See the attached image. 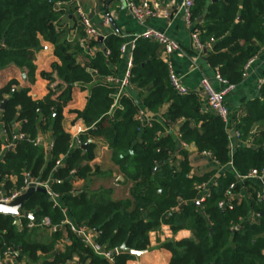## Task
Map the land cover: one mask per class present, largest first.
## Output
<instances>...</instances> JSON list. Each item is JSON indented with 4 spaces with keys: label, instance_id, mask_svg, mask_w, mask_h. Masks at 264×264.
<instances>
[{
    "label": "trees",
    "instance_id": "trees-1",
    "mask_svg": "<svg viewBox=\"0 0 264 264\" xmlns=\"http://www.w3.org/2000/svg\"><path fill=\"white\" fill-rule=\"evenodd\" d=\"M63 3L74 10L68 0H0V69L13 64L26 70L32 81L35 54L42 41L53 44V52L60 60L52 86L41 100H33L27 87L15 90L16 80L0 88V103L6 100L0 121L7 139L11 140L15 122L27 134L7 148L0 159V191L20 189L26 178L49 181L52 191L62 198L69 219L96 228L97 240L107 250L118 247L126 238L127 246L144 250L149 244V232L168 224L173 233L188 229L191 235L161 243L171 253L167 264H264V202L254 194L250 203L253 211L260 213L259 222L245 218L248 204L244 200H233L232 209L219 208L218 201L235 179L228 171L216 178L209 196L197 204L196 182L208 181V175H190L186 150L180 151V160L171 157L177 147L176 136L163 133L162 121L155 119L150 125H142L136 118L140 107L156 112L162 104L169 103L163 118L168 124L182 120L181 141L210 152L220 165L230 161L238 173L245 174L250 168L264 166V85L261 98L246 103V114L235 126L238 138L245 141L250 137L251 145L241 144L231 153L226 124L204 110L203 97L197 92L178 94L174 90L168 65L160 55L161 46L155 42L135 40L129 72L130 82L138 90L137 99L122 93L116 96L117 85L105 84L101 79L115 76L111 65L120 63L124 39L106 35L104 49L91 55L89 47L81 46L78 39L84 36L83 32L67 39L63 20L72 11L65 9ZM263 16L264 0L195 1L191 18L198 40L206 49L202 52L206 62L227 83H240L246 63L264 44ZM79 56L86 59L87 68L79 62ZM92 71L98 80H93ZM74 86L88 90L86 105L77 112L87 127L79 145H71V136L61 125L62 110ZM254 123L259 124L258 129L250 134ZM45 133L51 134L52 143L47 156L41 141L33 143ZM88 137L100 138L107 144L108 164L118 173L113 176V183L125 186L119 195H114L113 186L80 193L72 189L70 170L85 180L92 173L88 162L95 156V147ZM59 157L63 161L56 165ZM11 176L16 177L15 182ZM236 187L232 191H237ZM21 210L38 221L48 218V228L65 217L63 209L39 190L29 195ZM19 219L22 225L17 226L13 216L0 213V260L7 250L30 259L36 258L37 250H48L35 240V229L25 224L30 218L24 215ZM58 235V230L51 231V241ZM69 237L71 244L66 249L80 248L92 264H110L71 231ZM132 257L130 253L115 254L114 264H125Z\"/></svg>",
    "mask_w": 264,
    "mask_h": 264
},
{
    "label": "crops",
    "instance_id": "crops-1",
    "mask_svg": "<svg viewBox=\"0 0 264 264\" xmlns=\"http://www.w3.org/2000/svg\"><path fill=\"white\" fill-rule=\"evenodd\" d=\"M156 1L159 4L158 14L154 17L147 18L144 22L137 21L130 11L127 9L125 3L126 0H80L81 6L85 13L90 18L92 24L98 29L103 36L102 40H99V36L95 39H90L88 47L90 54L93 55L97 50L104 49V38L106 35H120L125 42L135 41L141 32L146 28H155L164 31L170 38L174 39L179 49L172 52L168 56V60L180 79L181 83L187 87L188 92H197L203 97L204 110H208L205 98L201 92V79L208 77L215 89H221L223 85L214 78V68L211 67L205 59L204 50L198 52L195 47L194 40L191 36V28L188 26L186 20L183 17L180 9L182 0H151ZM62 4V3H61ZM61 6V5H60ZM65 9H70L72 13L68 15L67 19L63 20L67 28L66 36L68 40H72L78 36L79 32L84 33L82 25L79 23L75 11L70 8L68 4H64ZM161 11H166L168 16L161 14ZM105 19L108 21L105 22ZM262 24L264 27V16L262 17ZM79 37L78 39L82 38ZM41 49L35 54L34 64L35 70L33 74V80L30 81L27 77L26 70L21 69L13 64L7 65L0 69V88H2L8 81L16 80L17 85L15 90L22 87L28 88V95L33 100H41L49 90V86H52L51 79L55 74V67L60 64L59 58L54 54V46L48 41H42ZM210 47V46H209ZM161 55V53H160ZM79 62L87 68L86 59L84 57H78ZM127 56L122 55L120 63L117 65H111L112 70L116 77H122L127 69ZM93 80L99 78L92 71ZM103 83L105 81L101 79ZM106 84V83H105ZM112 84V83H107ZM264 85V44L258 53L252 58V61L246 65L243 78L240 83L233 86L228 91L224 98V103L230 113V119L226 126L230 130H234V133L230 134V150L231 153L241 144L251 145V138L248 137L245 141L238 138V133L235 130L236 124L239 120L245 116L246 103L250 100L261 98V89ZM122 94L130 98L138 97V90L134 84L129 82V85L124 88ZM88 98V90L82 89L78 86L71 88L69 93V99L62 110L61 125L65 132L72 134L77 126L86 127L82 118L78 116V111H82L86 105ZM169 103L162 104L156 112H152L146 107H140L139 110L143 112L142 119L140 120L142 125H150L155 119L162 121L165 124L164 134L172 132L176 136V149L172 153L173 158L176 160L182 159L180 153L181 150L188 152V160L190 166V175L203 176L208 175V179L217 178L218 176H224L226 172L230 171L234 174V167L231 164L220 165L210 157L202 153L193 145L186 144L179 138V127L182 124V120L178 119L171 124H168L163 118V114L167 112ZM211 112V111H210ZM259 124L254 123L250 128V134L258 129ZM19 129V122H15L12 126V130ZM87 130L79 134L84 136ZM40 141L43 144L45 155H49V151L45 150V146L51 142V134L45 133L40 137ZM88 142L94 144V158L88 162L92 169V173L89 175L88 180L79 178L76 175L71 176V186L76 193H80L83 190H95L101 186H113L114 195H119L122 189L125 187L122 184L113 183V176H117L116 170H111L108 164L107 155L102 156L103 153H108L107 144L100 138L88 137ZM9 143L7 139L6 131L4 128L0 131V159L2 158L5 150L10 147H6ZM103 152V153H102ZM102 153V154H101ZM108 165V166H107ZM110 170L112 173L108 175L106 172ZM112 176V177H111ZM119 180H123L121 176ZM207 179V180H208ZM10 180L15 182L16 177L11 176ZM249 183L246 180L234 179V183L237 186V191H233V200H244L248 204V214L246 219L251 220L253 217V208L250 206L254 194L258 190H264V184L258 180H250ZM200 182H196L198 184ZM13 190L2 189L0 195H9ZM127 196V188L124 191V197ZM256 198V197H255ZM58 206L63 209L65 217L67 215L66 207L59 196L57 199ZM183 202H180V205ZM24 210L19 211V218L24 216ZM244 218V219H245ZM28 227L34 228L36 232L35 240L39 244H43L48 247L47 251L37 250L36 258L30 259L26 256L19 257L18 251L14 254L3 255L0 264H92L90 257L83 252L80 248L66 249L71 244L69 237V230L66 227L60 226L58 229V237L51 241V230L43 221H38L30 218L26 223ZM22 225L19 219V226ZM96 230V228H92ZM191 235L190 230L180 229L173 233L168 224H162L159 230L150 231L148 234V247L140 256H135L126 260L125 264H129L131 261H135V264H167L169 262L171 253L169 250L161 247V243L167 239L179 240L187 238ZM110 263V262H109ZM110 264H114L110 263Z\"/></svg>",
    "mask_w": 264,
    "mask_h": 264
},
{
    "label": "built area",
    "instance_id": "built-area-1",
    "mask_svg": "<svg viewBox=\"0 0 264 264\" xmlns=\"http://www.w3.org/2000/svg\"><path fill=\"white\" fill-rule=\"evenodd\" d=\"M196 0H182L180 4V9L182 11L183 17L186 20L188 26L191 28V36L194 40L195 47L197 48L198 52H200L203 48V45L198 40V30L194 28V22L191 18V9L194 6ZM68 3L74 8L75 15L77 16L79 23L82 25L84 29V36L80 38V44L81 46L88 47V43L90 39H95L98 36H101L102 34L98 31V29L92 24L90 18L85 13L84 9L81 6L80 0H68ZM57 4H60L59 2ZM127 9L130 11L132 16L139 22H144L147 18L154 17L158 14L159 11V4L156 1L151 0H126L125 3ZM161 14L164 16H168V13L166 11H161ZM105 22L108 21L105 19ZM137 38H143L146 40H149L151 42H155L161 46V58L167 63L168 65V74H169V80L174 88V90L178 94H186L188 92V89L186 86H184L176 73L174 72L169 60L168 56L172 52L179 49L178 43L170 38L164 31L158 30L155 28H146L143 32L139 34ZM136 38V39H137ZM135 47V41L130 42H123L120 45V54L127 56V69L122 77H116L113 75L104 76L103 80L105 83H112L117 85L118 96L126 86L129 85L130 82V72L129 69L131 67L132 62V52ZM252 61V58L248 60L246 65H248ZM245 65V67H246ZM244 67V69H245ZM214 78L219 83L223 85L221 89H215L211 83L210 78L203 77L201 79V92L205 98V102L207 104L208 109L214 113L215 115L219 116L222 121L227 124V122L230 119V113L224 103L225 95L228 91H230L234 85L227 83V81L223 78V76L220 74V72L217 69H214ZM143 112L141 110L138 111L136 118L140 121L142 119ZM3 129L2 122L0 121V131ZM87 130V127L83 126H77L74 131L71 134V145H79L80 139L79 134ZM27 134L25 132H22L21 130H12L11 140L9 141L8 145L6 147L12 148L14 146V143L20 139L26 138ZM40 138H37L33 140L34 144H37L40 142ZM52 147V143H48L45 146V150L49 151ZM203 154L210 156L216 164L218 162L212 157L210 152L202 151ZM63 159L62 157H59L55 164L60 165L62 163ZM231 164V162H228ZM70 174L74 175L75 170H70ZM234 174L236 179L238 180H258L264 184V166L261 168L253 167L250 168L245 174H240L234 169ZM30 183H35L37 186H41L46 189V194L50 199L56 204L58 199V194L53 192L50 188V182L49 181H38L37 179H24V186H22L20 189L13 191L9 195H0V201L1 202H10L13 199H15L19 194L23 193L27 186ZM216 183V178L209 179L208 181H203L195 185L197 196L195 198L196 201L199 203L204 201L210 194V187ZM235 183H232L229 188L226 190L224 198L218 201V207L222 209H232L233 207V198H232V189L235 187ZM255 197L257 200L264 202V190H258L255 194ZM260 219V213L254 212L253 217L251 218V222H259ZM43 223L48 225L49 219L44 218ZM60 226L66 227L69 231L74 233L81 242L86 246L89 247L95 254L102 256L105 258L108 262L113 263L114 262V255H115V248L113 250H107L105 249L104 245L101 244L97 237L99 235V232L96 230H93L91 227L84 223H75L72 220H70L67 217H64V219L56 225L50 226V230L56 231L59 229ZM15 251L7 250L4 252L3 255L7 254H14ZM129 264H135V261H131Z\"/></svg>",
    "mask_w": 264,
    "mask_h": 264
},
{
    "label": "water",
    "instance_id": "water-1",
    "mask_svg": "<svg viewBox=\"0 0 264 264\" xmlns=\"http://www.w3.org/2000/svg\"><path fill=\"white\" fill-rule=\"evenodd\" d=\"M198 20H201V17H199ZM102 38H103V36H99V40H102ZM203 50L205 51L206 49L203 48ZM5 104H6V100L4 99L0 103V110H2L5 107ZM233 133H234V130H232L230 132L231 135ZM84 145L85 144H83V146ZM28 177H29V175H28ZM34 190H39V191L46 193L45 188H43L41 186H37L35 183H30L27 186L26 190L23 193L19 194L12 201H10V202H1L0 201V213L13 216L14 217V223L17 226H19V211L21 210L24 201L29 197V195ZM196 203L199 204L198 201H196ZM24 215L29 217V218H32L31 213L24 212ZM126 241H127V238L118 247L115 248V252H114L115 254L130 253V254L138 257V256H140V254H142L145 251V250H137V249H134V248L127 246Z\"/></svg>",
    "mask_w": 264,
    "mask_h": 264
},
{
    "label": "rangeland",
    "instance_id": "rangeland-1",
    "mask_svg": "<svg viewBox=\"0 0 264 264\" xmlns=\"http://www.w3.org/2000/svg\"><path fill=\"white\" fill-rule=\"evenodd\" d=\"M102 153H103V152H102ZM102 153H101V154H102ZM106 155H107L106 152L102 154V156H105V157H106ZM107 166H108V165H107ZM49 198H50V197H49ZM51 201H52V200H51Z\"/></svg>",
    "mask_w": 264,
    "mask_h": 264
}]
</instances>
